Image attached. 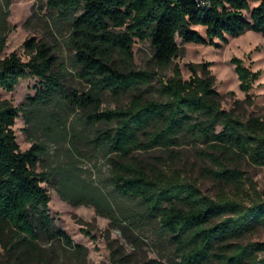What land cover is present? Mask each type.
<instances>
[{
	"label": "trees",
	"instance_id": "16d2710c",
	"mask_svg": "<svg viewBox=\"0 0 264 264\" xmlns=\"http://www.w3.org/2000/svg\"><path fill=\"white\" fill-rule=\"evenodd\" d=\"M257 1L252 8L249 0L45 1L60 16L81 10L72 18L69 41L80 67L78 76L88 89L63 95L90 124L109 125L98 128L91 140L112 154L114 188L137 199L141 211L119 222L114 205L95 185L101 197L71 201L60 193L63 199L92 204L117 220L120 228L139 227L140 217L155 218L172 245L171 264H264V241L240 240L264 227V191L240 166L246 162L264 167V112L243 116L223 108L211 61L188 62L187 78L174 62L181 50L178 38L182 43L221 47L229 36L246 30L264 35V0ZM6 39L0 32V91H12L33 76L41 85L27 97L28 106L44 105L61 90L54 47L30 37L24 41L29 59L23 60L16 51L2 55ZM136 40L150 42V68L133 66ZM231 63L245 100L253 103L250 90L261 69L253 70L237 56ZM167 68L171 74H161ZM154 80L162 99L145 94ZM106 94L129 95V100L102 108ZM28 106H16L0 94V245L5 262L12 264L26 252L34 255L42 235L74 245L71 236L54 225L49 211L50 193L42 182L55 186L56 180L50 170H37L43 145L34 141L22 150L17 142L13 125ZM187 139L205 145L200 152L210 164L202 173L216 182L214 197L175 167H148L138 153L160 148L171 154Z\"/></svg>",
	"mask_w": 264,
	"mask_h": 264
},
{
	"label": "rangeland",
	"instance_id": "374dc122",
	"mask_svg": "<svg viewBox=\"0 0 264 264\" xmlns=\"http://www.w3.org/2000/svg\"><path fill=\"white\" fill-rule=\"evenodd\" d=\"M0 0V32L6 34V46L2 55L16 51L23 60L29 59L24 41L36 37L54 47L56 65L54 71L60 75L61 90L46 103L28 106V96H34L39 79L29 76L22 79L12 91L1 90L2 98L16 106L27 107L16 118L13 129L22 150L28 149L32 142L43 145V153L37 166L38 171L50 170L53 183L44 181L50 193L49 211L56 227L64 229L72 238L73 246L62 239H48L45 235L38 240V251L34 255L22 254L17 264H171L175 258L167 235L160 229L153 217H140L139 227L120 228L117 220H112L98 212L92 204H73L71 201H90L101 197L97 186L115 207L119 222L124 223L125 215H137L140 205L132 196L119 193L113 186L112 154L106 153L91 139L98 128L108 127L105 122L90 124L84 112L71 107L63 91L71 89L86 90L88 86L78 76L79 65L75 62V50L69 41L72 18L81 10L77 9L67 16H60L46 7V0ZM258 4L249 0L250 8ZM249 14V11H246ZM202 32L203 27L197 26ZM180 54L174 59L181 67L185 78L190 75L188 62L211 61L210 68L215 76V88L220 93L221 106L233 109L243 116L264 112V35L253 30H246L239 36H229L221 47L212 45L182 43ZM237 56L253 70L261 69L250 90L253 103L245 100L246 94L239 88V80L231 63ZM152 48L149 41L136 40L134 44L135 68H150ZM171 74V68L160 71ZM158 83L146 89L147 97L162 99L156 90ZM129 95L113 96L106 94L102 108H115L126 103ZM237 101V102H236ZM29 119L30 124L27 122ZM204 143L191 139L181 141L173 152L155 148L151 151L139 150V155L148 167H175L182 176L197 183L202 191L210 196L217 193L214 180L202 173V168L209 165L201 148ZM241 168L249 175L260 190L264 191V167H256L246 162ZM95 185V186H93ZM102 209V208H101ZM101 211H105L102 209ZM140 216V215H139ZM241 241H264V227L258 226L247 233ZM75 245H81L78 249ZM0 264L5 262V253L0 245Z\"/></svg>",
	"mask_w": 264,
	"mask_h": 264
}]
</instances>
